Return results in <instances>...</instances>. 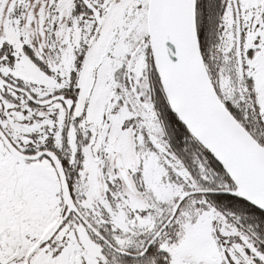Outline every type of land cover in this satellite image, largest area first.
Here are the masks:
<instances>
[{
  "label": "snow or ice",
  "instance_id": "snow-or-ice-1",
  "mask_svg": "<svg viewBox=\"0 0 264 264\" xmlns=\"http://www.w3.org/2000/svg\"><path fill=\"white\" fill-rule=\"evenodd\" d=\"M0 264H264V0H0Z\"/></svg>",
  "mask_w": 264,
  "mask_h": 264
}]
</instances>
